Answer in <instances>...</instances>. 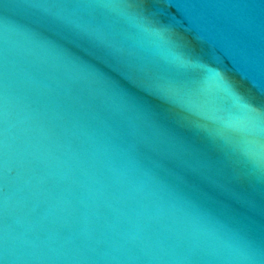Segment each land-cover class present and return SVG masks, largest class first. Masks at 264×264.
<instances>
[{
    "label": "water",
    "instance_id": "water-1",
    "mask_svg": "<svg viewBox=\"0 0 264 264\" xmlns=\"http://www.w3.org/2000/svg\"><path fill=\"white\" fill-rule=\"evenodd\" d=\"M0 264H264V0H0Z\"/></svg>",
    "mask_w": 264,
    "mask_h": 264
},
{
    "label": "clouds",
    "instance_id": "clouds-1",
    "mask_svg": "<svg viewBox=\"0 0 264 264\" xmlns=\"http://www.w3.org/2000/svg\"><path fill=\"white\" fill-rule=\"evenodd\" d=\"M152 30H153V32H154L156 35L161 36V37H163V35H164L165 32L170 31L169 29L164 28V27H161V28H155V27H154Z\"/></svg>",
    "mask_w": 264,
    "mask_h": 264
}]
</instances>
